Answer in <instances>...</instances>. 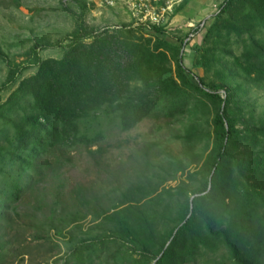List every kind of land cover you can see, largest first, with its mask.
<instances>
[{"label":"trees","instance_id":"obj_1","mask_svg":"<svg viewBox=\"0 0 264 264\" xmlns=\"http://www.w3.org/2000/svg\"><path fill=\"white\" fill-rule=\"evenodd\" d=\"M138 31L156 38L146 40ZM164 31L147 23L94 32L79 16L70 34L32 45L21 63L8 68L1 88L12 91L0 102V222L7 226L21 197L52 171L71 166L74 154L100 168L103 155L119 144V136L106 141L114 132L150 115L174 120L212 110L204 136L208 154L185 174L196 184L192 189L158 187L152 175L118 190L112 212L97 217L100 233L78 239L79 228H71L56 264H219L222 250L231 264H264V118L255 123L246 112L237 94L241 86L227 87L218 56L229 55L239 77L264 84V0H223L192 60L205 74L196 82L182 64L183 41L160 38ZM233 37L242 45L238 56L226 46ZM54 49L63 50L61 58H41ZM29 69L35 72L22 77ZM196 135L189 130L179 139L189 144ZM172 194L182 201L161 229L158 218L166 215ZM19 247L15 239L0 241V264L8 255H30L28 245Z\"/></svg>","mask_w":264,"mask_h":264},{"label":"rangeland","instance_id":"obj_2","mask_svg":"<svg viewBox=\"0 0 264 264\" xmlns=\"http://www.w3.org/2000/svg\"><path fill=\"white\" fill-rule=\"evenodd\" d=\"M184 1L0 0V102H4L12 91L11 88H1L9 66L21 63L32 45L55 42L70 34L79 16L83 26L94 32L126 24L137 26L148 23L153 26L154 17L158 21L161 19L155 25L165 30L160 38L178 45L183 41L182 64L192 74L189 75L192 81L196 82L194 77L202 78L205 74L202 68L192 67V60L196 50L202 46L206 28L223 0H208L206 16L201 18L198 15L196 21L187 17L188 10L184 11L187 4L174 13ZM138 35L150 41L156 38L152 31H138ZM261 37L264 40V31ZM226 46L232 55L238 56L242 52L241 43L234 37ZM219 48L222 50L225 46ZM62 54L63 50L54 49L42 51L40 56L42 59H59ZM218 56L227 78V87L235 89L237 85L241 86L237 94L246 112L251 113L255 123L264 118V84L239 77L230 65V56L223 53H218ZM170 69L174 73L173 62ZM34 72V69H29L22 77ZM208 78L213 79L211 74ZM214 80L221 83L218 79ZM211 117L209 106L193 114L185 112L174 120L150 115L130 130L114 132L106 138L110 141L119 136V144L103 155L100 168H94L85 156L74 154L71 166L52 171L32 191L21 197L12 207L13 211L8 213L9 226L0 222V241L9 243L15 239L20 243L18 252L22 251L23 245H28L30 252V255L17 256L16 259L8 255L5 264H56L66 253L68 231L76 226L80 230L78 239L96 237L100 233L95 228L100 221L97 217L105 211L112 212L110 209L116 204L113 201L117 191L127 190L144 176H156L153 183L158 187L183 186L192 189L196 184L186 181L185 174L196 171L208 154L210 143L204 136L209 131ZM189 130L197 135L187 144L179 138ZM161 179L165 182L161 183ZM171 200L166 204V215L158 218L161 229L169 227L167 217L182 198L172 194ZM61 221L68 224L62 227ZM6 247L10 251L9 244ZM217 260L219 264H231L223 250Z\"/></svg>","mask_w":264,"mask_h":264},{"label":"crops","instance_id":"obj_3","mask_svg":"<svg viewBox=\"0 0 264 264\" xmlns=\"http://www.w3.org/2000/svg\"><path fill=\"white\" fill-rule=\"evenodd\" d=\"M207 3H209L208 0H190L189 3L187 2L186 8L184 7V11L188 10V13L186 14L187 17L190 18L191 21H196L199 19V17H197L198 15L201 18L206 16V13L208 12Z\"/></svg>","mask_w":264,"mask_h":264},{"label":"built area","instance_id":"obj_4","mask_svg":"<svg viewBox=\"0 0 264 264\" xmlns=\"http://www.w3.org/2000/svg\"><path fill=\"white\" fill-rule=\"evenodd\" d=\"M160 21H161V19H160ZM160 21H158L157 17H154V19H153V22H154L155 25L156 24L158 25Z\"/></svg>","mask_w":264,"mask_h":264}]
</instances>
